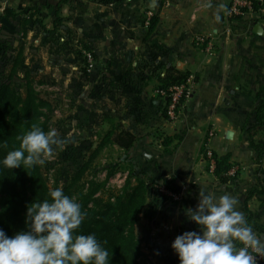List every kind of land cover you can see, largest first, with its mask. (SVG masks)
<instances>
[{
  "label": "crops",
  "instance_id": "1",
  "mask_svg": "<svg viewBox=\"0 0 264 264\" xmlns=\"http://www.w3.org/2000/svg\"><path fill=\"white\" fill-rule=\"evenodd\" d=\"M85 1L94 3L51 0L57 6ZM110 1L97 7L114 8L116 3V11H97V23L91 27L102 36L94 49L103 57V70L100 89L89 95L104 97L106 82L113 76L119 97L131 96L140 111L138 120L130 118L133 121L119 125L136 136L129 154L153 193L136 226L148 263L180 264L172 244L185 232L200 231L186 211L197 208L202 189L235 196L238 210L264 238V155L260 158L254 145L264 144V125L257 126V113L264 104V35L254 32L262 23L253 16L230 23L227 12L233 0ZM82 7L79 12L74 6L61 16L70 31L77 28L88 37L86 23L92 18ZM148 18L158 19L153 31L145 27ZM62 29L67 27L58 33ZM167 66L191 74L190 96L175 121L165 118L166 105L157 94ZM124 75L135 82L131 89ZM85 76L89 85L96 81ZM142 117L151 122L150 128L140 126ZM176 135L182 137L181 143L173 153H164V138ZM205 152L229 155L239 172L223 181L210 169ZM177 194L183 195L180 201L173 198Z\"/></svg>",
  "mask_w": 264,
  "mask_h": 264
},
{
  "label": "trees",
  "instance_id": "2",
  "mask_svg": "<svg viewBox=\"0 0 264 264\" xmlns=\"http://www.w3.org/2000/svg\"><path fill=\"white\" fill-rule=\"evenodd\" d=\"M97 2L98 4L109 3L108 0H97ZM61 5L62 3L56 9L54 32H58L65 23L61 16ZM255 7L258 10L259 7L257 5ZM39 14L40 11H37L36 7L26 8L22 13L8 7L2 20L18 26L19 32L14 33L13 30L9 32L12 34L11 37L19 36L23 40L27 37V30L31 26L40 25L46 29L44 21L37 19ZM259 21L256 19V22ZM157 23L158 19H151L150 31H153ZM9 38L8 33L0 41V51L3 52L0 57V161L5 158L9 151L20 146L18 137L30 131L33 125L40 127L45 132L51 127V106L47 101L40 98L34 86L35 83L40 86L47 84L48 78H40L30 71H24L22 82L26 81V84L19 85L15 81L25 64L24 48L20 45L16 46L17 42H14L11 48L6 47L7 42L3 43L2 41ZM11 50L17 54L15 58L13 57L11 65L8 66L4 60ZM164 71V76L159 77L158 93L169 94L170 89L187 85L191 76L190 73L180 72L170 66H167ZM127 79L130 80V77L124 75L123 80ZM127 82L125 81L126 84ZM163 100L167 108L169 100L167 98H163ZM166 108L163 114L165 118H168ZM44 109L48 110L47 113L43 112ZM263 125L264 104L257 113V126L262 127ZM181 141L180 135L165 137L163 142L164 153H173ZM136 142V136L120 125H118L117 130L116 128L111 129L96 148L91 147L89 149L91 152L87 161L62 188L66 195L77 199L82 205V211L87 214L84 222L77 230V234H95L102 246L109 252V264H149L136 226L153 196L151 185L148 184L146 176L140 173L136 166L131 167V174L119 191L107 188L109 181L117 174L116 168L109 171L104 183L96 181L87 183L83 182V178L105 147L112 144L125 152H130ZM4 143H7L6 148L2 147ZM254 145L259 156H261L260 158H262L264 144ZM207 153L205 152L206 158H208ZM213 157L216 163L214 174L223 177V181H227L230 171L234 168L231 157L229 155L218 157L215 154ZM50 191L52 190L48 184V177L43 173L41 166L27 168L22 165L21 168L12 170L0 164V229H3L9 237L28 231V206L34 202L50 200ZM247 221L252 225L251 219ZM237 247H242V245L238 243ZM262 264H264V258Z\"/></svg>",
  "mask_w": 264,
  "mask_h": 264
},
{
  "label": "rangeland",
  "instance_id": "3",
  "mask_svg": "<svg viewBox=\"0 0 264 264\" xmlns=\"http://www.w3.org/2000/svg\"><path fill=\"white\" fill-rule=\"evenodd\" d=\"M92 1L94 3L85 1V4L76 2L73 5L70 4L71 6L67 5L68 3L61 5L63 16L74 6H78L79 12L83 10L82 6H86L85 11L88 17L92 18L91 23L89 21L86 23L90 25L87 34L91 33L86 37L85 33H79L77 28L70 31L67 22L63 25L67 27L66 30L62 29L60 33L54 32L57 5L51 0H26V3H19L17 0H0V41L9 33L10 38L2 41L7 42L6 47L11 48L13 43L17 42L16 46L20 45L24 48L25 64L15 81L19 85L26 84V81L22 82L24 71H30L40 78H48V80L45 79L48 81L45 85L40 86L35 83V90L40 98L51 106L50 129L57 130L58 134L67 141L62 150L56 151L46 164L41 166L43 173L48 177L51 190L67 185L89 158L91 152L89 149L96 148L106 133L113 128L117 130L122 121L138 120L135 117H141L138 116L140 111L137 110L135 99L131 96L124 97V99L119 97L117 93L119 85L113 76L106 82L107 92L104 97H98L96 92L92 98L89 95L91 91L94 93L95 89H100L99 77L103 70L101 68L103 57L96 55L97 52L94 49L96 40L102 36L96 31L91 32L97 23L94 17L99 10L109 13L116 11V3H113L114 8L99 9L97 0ZM108 2L110 3L109 0ZM8 7L18 13H22L29 7H36L37 11H40L37 19L44 21L46 29L40 25L31 26L27 30L25 39L21 40L19 36L11 37L10 30L16 33L20 29L2 20ZM16 54L17 52L13 50L9 51L4 62H7L8 66L11 65ZM2 55L3 52L0 51V57ZM86 74L92 75V79L96 80L92 82V85L87 84ZM127 83L131 89L135 82L129 80ZM157 94L162 98L160 93ZM47 111V109L43 110L44 113ZM141 119L144 122L141 120L140 126L145 130L150 128L151 122H148L145 117ZM130 123L127 122L125 126L130 127ZM132 166L135 165L131 154L110 144L102 150L100 156L86 172L83 182L104 183L109 171L116 168L117 174L109 181L107 188L119 191L131 174Z\"/></svg>",
  "mask_w": 264,
  "mask_h": 264
},
{
  "label": "clouds",
  "instance_id": "4",
  "mask_svg": "<svg viewBox=\"0 0 264 264\" xmlns=\"http://www.w3.org/2000/svg\"><path fill=\"white\" fill-rule=\"evenodd\" d=\"M18 139L20 146L0 161L8 169L44 166L67 143L57 130L45 132L35 125ZM49 196L28 206V231L9 237L0 229V264H109V252L95 234H77L87 215L77 199L62 188ZM239 204L227 192H199L197 208L186 215L200 231L185 232L172 244L180 264H257V257L264 258V238L238 210Z\"/></svg>",
  "mask_w": 264,
  "mask_h": 264
},
{
  "label": "built area",
  "instance_id": "5",
  "mask_svg": "<svg viewBox=\"0 0 264 264\" xmlns=\"http://www.w3.org/2000/svg\"><path fill=\"white\" fill-rule=\"evenodd\" d=\"M255 5L259 8L256 10ZM247 16H253L255 19L260 20L264 28V0H233L228 12L227 18L230 23H235L237 20ZM151 24L150 18L146 21V28H149ZM163 98H167L169 103L167 105V117L170 121H175L179 118L180 110L183 108L184 103L190 96L189 84L183 86H177L169 90V94L160 92ZM207 157L209 160V167L212 171L215 170V159L213 153L208 152ZM239 172V168L236 166L230 171V175L234 176ZM182 194L173 195L175 201L182 199ZM255 255V253H253ZM263 258L257 257V264H262Z\"/></svg>",
  "mask_w": 264,
  "mask_h": 264
},
{
  "label": "water",
  "instance_id": "6",
  "mask_svg": "<svg viewBox=\"0 0 264 264\" xmlns=\"http://www.w3.org/2000/svg\"><path fill=\"white\" fill-rule=\"evenodd\" d=\"M155 5L156 3H152L151 4V7H150V10L151 11H154L155 10ZM255 34H257L258 36H262L264 35V28L261 24H258L256 27H255V30H254Z\"/></svg>",
  "mask_w": 264,
  "mask_h": 264
}]
</instances>
